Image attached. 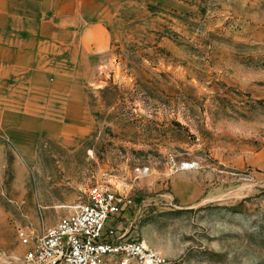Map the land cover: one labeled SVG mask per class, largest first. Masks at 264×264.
<instances>
[{"label": "rangeland", "instance_id": "obj_1", "mask_svg": "<svg viewBox=\"0 0 264 264\" xmlns=\"http://www.w3.org/2000/svg\"><path fill=\"white\" fill-rule=\"evenodd\" d=\"M80 1L43 105L0 100V264L95 184L172 264H264V0Z\"/></svg>", "mask_w": 264, "mask_h": 264}, {"label": "built area", "instance_id": "obj_2", "mask_svg": "<svg viewBox=\"0 0 264 264\" xmlns=\"http://www.w3.org/2000/svg\"><path fill=\"white\" fill-rule=\"evenodd\" d=\"M126 197L107 185L87 189L85 199L42 233L19 230L27 264H172L144 240L126 237L114 224Z\"/></svg>", "mask_w": 264, "mask_h": 264}, {"label": "crops", "instance_id": "obj_3", "mask_svg": "<svg viewBox=\"0 0 264 264\" xmlns=\"http://www.w3.org/2000/svg\"><path fill=\"white\" fill-rule=\"evenodd\" d=\"M80 3L0 0V100L12 98L13 102L14 92H27L16 94L19 104L14 114H22L25 107L39 109L43 105L49 75L53 72L56 76L61 71L55 63L59 54L56 41L61 42L62 34H68V29L62 28L70 23L69 13L76 12ZM0 113L11 112L2 109Z\"/></svg>", "mask_w": 264, "mask_h": 264}]
</instances>
